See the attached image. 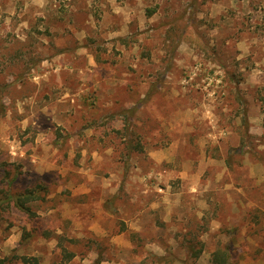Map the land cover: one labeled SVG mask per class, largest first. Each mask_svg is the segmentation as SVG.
<instances>
[{
  "label": "rangeland",
  "instance_id": "1",
  "mask_svg": "<svg viewBox=\"0 0 264 264\" xmlns=\"http://www.w3.org/2000/svg\"><path fill=\"white\" fill-rule=\"evenodd\" d=\"M0 87V258L264 264V0H0Z\"/></svg>",
  "mask_w": 264,
  "mask_h": 264
},
{
  "label": "trees",
  "instance_id": "2",
  "mask_svg": "<svg viewBox=\"0 0 264 264\" xmlns=\"http://www.w3.org/2000/svg\"><path fill=\"white\" fill-rule=\"evenodd\" d=\"M1 90L2 89L0 87V92ZM4 114L5 107L0 97V116H3ZM130 122L131 118H126L124 120L126 129L129 127ZM128 142L130 146L129 149H131V151H142L141 146L130 145L132 144L130 139H128ZM10 165L11 164H7V162L1 164V167H4L2 169V182L4 187L0 189V221L2 220V214L10 210H17L26 214L28 218L33 219L37 215V213L35 212L36 210L34 209V207H36V204L44 203L48 199L47 194L49 193V184L41 181V183L34 184L32 186H28V183L21 185V183H19V175L21 174V171H19L17 167L11 168ZM44 234L45 233H43V235ZM36 236H38V232L35 228L31 229L30 231L24 229L21 242L23 244H26L30 239H33ZM56 238L58 240H66V238H63V236L60 235H57ZM61 250L63 253L65 250V257L67 258V260L71 259L75 255L74 251L65 249V247H61ZM188 251L191 253V256L198 257L201 249H194V247L189 246ZM153 258L156 259L157 263H159L163 259L160 256H153ZM17 259H20L22 263L25 264V262L28 261L29 258H26L25 255L19 256L13 253L10 256L0 258V264H10L12 261ZM31 260L32 262L30 264H38V259L36 257H31ZM211 261L213 264H230V245L221 246L212 251Z\"/></svg>",
  "mask_w": 264,
  "mask_h": 264
}]
</instances>
